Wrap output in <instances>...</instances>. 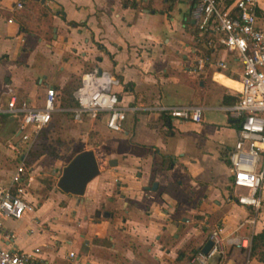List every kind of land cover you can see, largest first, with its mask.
Listing matches in <instances>:
<instances>
[{
  "label": "crops",
  "instance_id": "1",
  "mask_svg": "<svg viewBox=\"0 0 264 264\" xmlns=\"http://www.w3.org/2000/svg\"><path fill=\"white\" fill-rule=\"evenodd\" d=\"M16 2L20 8L14 7ZM136 2L130 8L119 0H0V109L7 100L6 87L19 103L40 107L47 86L55 89L58 106L68 108L79 76L91 67L117 79L113 90L124 103L202 107L199 122L147 112L127 115L113 147L117 154L107 159L115 164L100 167L94 157L99 170L83 193L61 191L72 197L69 207L78 227L62 226L58 216L49 219L47 206L35 217L37 208L46 205L43 201L23 218L3 220L2 247L25 252L37 248L43 264H65L69 251L81 264H192L191 254L210 227L221 223L228 235L251 214L228 198L227 154L236 119L221 107L231 105L237 95V58L219 46L208 51L195 37L189 19L193 0ZM255 16L264 33V0L257 1ZM210 52L226 67L204 63L197 73L187 74L194 55ZM19 120V115L0 117V183L16 164ZM91 123L107 130L102 118ZM30 181L28 173L27 185ZM24 198L30 202L26 191ZM103 201L108 208L101 209ZM95 209L106 214L91 219ZM30 228L46 234L27 244L20 232ZM262 230L264 210L253 224L235 230L251 237L249 254L227 247L223 264H264V236L252 243ZM116 234L134 241V248L114 256Z\"/></svg>",
  "mask_w": 264,
  "mask_h": 264
},
{
  "label": "built area",
  "instance_id": "2",
  "mask_svg": "<svg viewBox=\"0 0 264 264\" xmlns=\"http://www.w3.org/2000/svg\"><path fill=\"white\" fill-rule=\"evenodd\" d=\"M257 1L233 0L224 6L214 0H193L189 11V19L205 48L211 51L218 45L231 52L241 68L235 102L221 107L236 119L235 140L227 154L228 185L232 190L228 198L251 210L248 217L237 223L235 230L244 223L253 224L258 213L264 210V33L255 24ZM14 7L20 8V2H16ZM202 35L207 36L204 41ZM211 52L194 55L186 68L187 74L197 73L204 63L217 69L225 68L226 63L214 60ZM117 83V79L108 72L91 67L79 76L71 92L73 105L68 108L58 106L57 93L52 86L45 88L40 107L18 105L11 89L6 87L7 100L0 114L19 115L20 120L13 145L17 154L16 164L8 180L0 183V229L3 220H16L34 210V206L24 198L29 171L25 160L37 132L50 122L52 114L66 112L75 122L83 119L92 122L102 118L104 127L111 132H120L126 116L138 112L162 114L179 121H200L202 107L199 105L124 103L113 90ZM237 189L244 192H237ZM234 233L224 235L221 223L210 227L201 245L192 252L190 262L223 264L226 248L232 246L248 255L251 237ZM5 238L11 239L12 235ZM207 240L210 246L202 252L201 247ZM36 252L37 248L25 252L0 245V264H43ZM67 257L69 260L65 264H81L73 252L69 251Z\"/></svg>",
  "mask_w": 264,
  "mask_h": 264
},
{
  "label": "rangeland",
  "instance_id": "3",
  "mask_svg": "<svg viewBox=\"0 0 264 264\" xmlns=\"http://www.w3.org/2000/svg\"><path fill=\"white\" fill-rule=\"evenodd\" d=\"M51 120L53 121L51 124L52 126L44 132L43 136L40 135V148L38 150L36 149L34 152L38 153L41 151L42 154L36 156L28 167L30 169L28 173L31 181L25 187L26 197L35 208L43 201H47L46 205L43 203L37 208L34 213L35 217L39 218V216L42 215L41 212L45 211L47 206L49 219H54L58 216L59 219L57 220L62 226L74 225L78 227L79 220H75L70 212L69 204L72 197L63 194L56 187L57 177L59 176L62 167L71 159V157L75 155L76 152L82 150H92L98 165H100V167L107 166V159H110V156L114 157V155L117 154V150L113 149V147L121 132L116 134L110 133L99 124L91 123L86 119H83L80 122H75L69 116L64 115H53ZM38 134L39 131L37 132L36 137ZM32 165L34 167H32ZM242 191L244 192V190L238 189V192ZM75 198L78 197H74V199ZM103 204L104 205L101 206V209L108 208L106 201H103ZM54 211H56V213ZM40 230L41 232L36 230L37 232H40L38 235L34 234V229L31 228L29 229L30 232L22 230L20 232L21 237L27 244L34 243L38 238L39 240L41 239L40 236L46 234V231L43 232V229L41 228ZM116 235L119 248L115 249L114 256H121L122 249L125 247L133 246L134 248V241L129 239L126 235H123L122 237L119 234ZM108 252L111 251L103 250V254H107ZM244 256L245 255H243V257Z\"/></svg>",
  "mask_w": 264,
  "mask_h": 264
},
{
  "label": "water",
  "instance_id": "4",
  "mask_svg": "<svg viewBox=\"0 0 264 264\" xmlns=\"http://www.w3.org/2000/svg\"><path fill=\"white\" fill-rule=\"evenodd\" d=\"M108 165H114L115 160H109ZM98 173L97 165L91 150H82L77 152L62 167L61 172L56 180V187L67 194L81 195L85 184ZM149 189V187H146ZM156 183L152 182L150 189L154 190ZM210 246L207 240L201 247V251L205 252Z\"/></svg>",
  "mask_w": 264,
  "mask_h": 264
},
{
  "label": "trees",
  "instance_id": "5",
  "mask_svg": "<svg viewBox=\"0 0 264 264\" xmlns=\"http://www.w3.org/2000/svg\"><path fill=\"white\" fill-rule=\"evenodd\" d=\"M168 1V3H172L174 0H167ZM215 2H217V3H220V4H222V5H224V6H227V5H229L233 0H214ZM119 2H120V5L122 6V7H130V8H134L135 6H136V4H137V2H136V0H119ZM195 37H198L199 38V36H198V34H197V29L195 28ZM207 38V36L206 35H202V40L204 41L205 39ZM215 43V42H214ZM215 44H217V43H215ZM216 46H218V45H216ZM99 47V46H98ZM206 50H208L207 48H206ZM235 100H236V98H232L231 99V102L230 103H234L235 102ZM16 103L19 105L20 103H19V101H17V99H16ZM53 115H55V116H69V114L68 113H66V112H56V113H54V114H52V116ZM1 116H3V114H0V117ZM51 116V117H52ZM52 120H50V122L46 125V126H44L43 128H41L40 130H39V134H38V136L36 137V140H35V142L32 144V146H31V149L29 150V155H27V158H26V160H25V164H26V166H28L29 167V165L31 164V162L35 159V157L36 156H39L40 154H42V152L40 151V152H38V153H34L35 152V150L37 149H39L40 148V135H44V132L46 131V130H48L52 125ZM34 153V154H33ZM77 153V152H76ZM75 153V154H76ZM264 236V230H262L260 233H258L257 235H254L253 237H252V243L254 242V240L255 239H261L262 237Z\"/></svg>",
  "mask_w": 264,
  "mask_h": 264
},
{
  "label": "flooded vegetation",
  "instance_id": "6",
  "mask_svg": "<svg viewBox=\"0 0 264 264\" xmlns=\"http://www.w3.org/2000/svg\"><path fill=\"white\" fill-rule=\"evenodd\" d=\"M100 214H101V215H104V214H106V211H100L99 209H98V210L95 209V210L93 211L92 215H91V219H93V217H95V216L97 217V216L100 215Z\"/></svg>",
  "mask_w": 264,
  "mask_h": 264
}]
</instances>
